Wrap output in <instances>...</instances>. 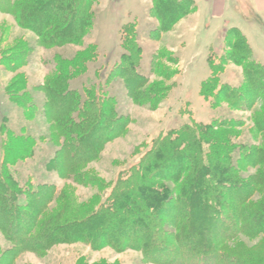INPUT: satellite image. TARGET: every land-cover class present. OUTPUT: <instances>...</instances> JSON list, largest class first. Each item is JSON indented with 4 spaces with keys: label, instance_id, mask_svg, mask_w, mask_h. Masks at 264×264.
Here are the masks:
<instances>
[{
    "label": "trees",
    "instance_id": "1",
    "mask_svg": "<svg viewBox=\"0 0 264 264\" xmlns=\"http://www.w3.org/2000/svg\"><path fill=\"white\" fill-rule=\"evenodd\" d=\"M193 2L154 0L158 15L167 10L174 13L172 21L163 20L159 33L171 31L190 15ZM75 6L78 11L73 12ZM4 7L20 25L35 31L44 46L79 44L93 20L90 0H6ZM41 19L45 22L35 26L34 21ZM130 34L136 38L135 31ZM225 40L230 52L221 56V64L209 59L211 75L200 94L214 101V109L221 102L231 110L244 104L245 112L252 115L255 140L261 142H241L237 129L243 124L233 118H214L209 124L193 120L161 137L120 177L106 199L95 196L79 207L67 204L52 209L61 195L53 186L37 183L33 177L25 181L17 177L19 167L36 158L37 139L25 129L12 128L5 117L0 122V229L14 247L5 254L0 250V259L14 262L25 251L44 253L57 245L82 243L93 250L139 251L154 264H264V241L256 248L230 249L242 235L264 237V67L239 29H230ZM125 48L128 54L122 55L114 73L125 80L134 102L156 106L164 90L156 84L145 87L147 80L137 71L140 50L132 41ZM79 63V59L65 63L46 84L48 97L60 102L62 111L56 129L62 155L47 162L46 170L72 182L94 184L80 170L122 135L125 120L116 99L107 94L98 97L95 86L85 89L86 98L71 89L70 83L86 72ZM228 63L242 68L248 84L222 85L220 74ZM9 95L23 106L30 100L28 92L19 98L16 93ZM48 105L54 122L51 100ZM69 149L74 151L70 161L65 155Z\"/></svg>",
    "mask_w": 264,
    "mask_h": 264
},
{
    "label": "rangeland",
    "instance_id": "2",
    "mask_svg": "<svg viewBox=\"0 0 264 264\" xmlns=\"http://www.w3.org/2000/svg\"><path fill=\"white\" fill-rule=\"evenodd\" d=\"M195 1L192 16L177 21L171 31L159 33L163 20L172 21L174 13L167 10L164 15H158L154 0H90L93 20L82 41L76 45L44 46L35 31L26 29L11 14L4 12L6 0H0V122L6 117L12 128L25 129L37 139L36 158L21 165L17 177L21 181L33 177L37 183L53 186L56 194L61 195L53 202L52 209L67 204L79 207L95 196L108 198L120 177L154 149L161 137L193 120L209 124L214 118H233L243 124L237 129L241 142L251 145L261 142L260 138L255 140L252 115L245 112L244 104H239L240 110H231L228 103L221 102L218 103L220 107L214 109V101L204 99L200 91L202 83L211 75L209 59L221 64V56L230 52L225 36L232 27L246 33L255 59L264 67V13L257 14L248 2L242 5V0H229V8L224 14L227 22L223 23L224 20L215 17L210 0ZM164 4L162 8L166 10ZM76 10L77 6L73 12ZM43 22L45 19L36 20L34 25L38 27ZM134 31L136 38L130 34ZM128 41L140 50L137 71L147 80L145 87L156 84L164 90L162 100L156 106L134 102L125 80L114 73L122 63V55L128 54L125 48ZM20 55H23L21 59ZM76 59L83 63L86 72L70 83L71 89L78 90L86 98L85 89L95 86L98 97L107 94L116 99L118 113L125 120L122 135L107 143L99 158L80 170L97 182L94 184L72 182L46 170L47 162L57 154L62 155L56 145L59 138L56 129L60 128L62 116L60 102L48 97L46 84L65 63ZM224 66L225 70L220 74L222 85L239 87L248 84L241 67L232 63ZM23 91L29 93L30 99L24 106L17 100L12 101L9 95L16 93L19 98L25 93ZM49 100L56 115L54 122L47 113ZM255 108L260 110V106ZM63 140L65 137L60 141ZM0 154L3 155L1 144ZM73 154L70 149L65 153L69 161ZM258 199L253 197L255 202ZM194 240L198 238L194 237ZM262 241L263 236L242 235L230 244V249L237 245L239 248H256ZM12 247L0 229L1 252L5 254ZM5 261L2 257L0 264H154L146 261L139 251L93 250L82 243L57 245L44 253L25 251L16 256L14 262Z\"/></svg>",
    "mask_w": 264,
    "mask_h": 264
},
{
    "label": "crops",
    "instance_id": "3",
    "mask_svg": "<svg viewBox=\"0 0 264 264\" xmlns=\"http://www.w3.org/2000/svg\"><path fill=\"white\" fill-rule=\"evenodd\" d=\"M210 1H211L210 3L212 5V8L214 9L215 17L218 18V19L224 20L223 23H226L227 20L224 19V14H225L226 10L229 8V0H210ZM242 2H243L242 5L246 4V2H248L250 4L251 8L254 9L257 14L264 13V0H242ZM195 3L197 4L196 1H195ZM194 13H192V14L188 15L187 17H185L184 20L188 19ZM232 28H234V27H232ZM236 28H238V27H236ZM238 29L242 32V30L240 28H238ZM243 34L245 35V37H246V39L248 41L246 33H243ZM248 43H249V41H248ZM250 46H251V44H250Z\"/></svg>",
    "mask_w": 264,
    "mask_h": 264
}]
</instances>
